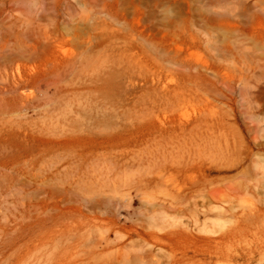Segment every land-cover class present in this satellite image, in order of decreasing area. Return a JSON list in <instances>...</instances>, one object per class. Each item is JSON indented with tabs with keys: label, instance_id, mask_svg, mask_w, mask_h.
Returning a JSON list of instances; mask_svg holds the SVG:
<instances>
[{
	"label": "rangeland",
	"instance_id": "obj_1",
	"mask_svg": "<svg viewBox=\"0 0 264 264\" xmlns=\"http://www.w3.org/2000/svg\"><path fill=\"white\" fill-rule=\"evenodd\" d=\"M141 1L0 0V72L39 77L48 108L46 200L27 190L12 215L0 201V264H169L182 252L190 264H264V40L250 32L252 1L192 0L193 37L172 62L137 31L170 41L184 25L174 0L147 27L128 13ZM223 26L227 55L213 49ZM162 166L205 185L196 210L146 205L162 202Z\"/></svg>",
	"mask_w": 264,
	"mask_h": 264
},
{
	"label": "bare ground",
	"instance_id": "obj_2",
	"mask_svg": "<svg viewBox=\"0 0 264 264\" xmlns=\"http://www.w3.org/2000/svg\"><path fill=\"white\" fill-rule=\"evenodd\" d=\"M111 1H115L118 11L124 10L128 2H134V0ZM251 1V13H249L248 16L250 32H252V35H254L256 39L264 40V0ZM192 2V0L173 1V4H175V22L179 27L182 23L184 25L176 31L175 35H172V38L167 39L170 41L164 42L165 39L163 37H154V39H151V36L153 35H151L150 37H144L143 32L137 31V37H140L144 42L148 43L151 46L150 49L151 52H153V56H163L165 60L172 62L174 59L173 57L179 54L177 48H174V45H178V49L180 50V52L181 46L179 45L184 44L187 48L190 39L193 37L191 27L187 24V22H189V13ZM168 3L169 0H142L140 5L134 4L133 8H131L128 13L136 15V17L139 20H142V22L147 27V23L152 22L150 20L162 18L167 15L168 10H166V6L168 5ZM224 13H227V11H225ZM214 14L222 15V13L217 12L216 9L214 11ZM158 15L160 16L158 17ZM232 15L229 18L235 17H232ZM235 15H241V17L244 16L245 18L247 17V14L245 15L238 13ZM111 16L114 19L118 18V15L116 13L112 14ZM214 18L215 17H213V19ZM215 19L217 22H215L214 25L216 26V28H219L220 23L222 22L219 23V17H216ZM229 20L230 19H228V23H231ZM181 31L183 32L182 34L180 33ZM228 31L229 30L226 29V26H223L222 32L224 33L222 35L220 34L221 36L219 39V43L215 44L213 48L219 53L226 54V52L230 49L228 44L229 42L227 41V33H229ZM181 35H183V37H181ZM209 39L210 37H208L206 41L209 42ZM235 40H231V43L233 41L231 45H234V43H236ZM228 54H230V52ZM256 63L257 66L260 65V62ZM31 80L39 82V84L37 85V94H32L30 92L31 90L29 91V83L31 82ZM45 93L46 92L43 85L41 84V80L37 76L33 77L32 75H27L19 72H0V201H5L6 204L9 203V205L11 204L12 209L9 208L10 215L17 214L15 213L16 209L20 205H24L26 203V200L29 198L26 197L28 195H25V193L28 192L27 190H30V192L32 193L35 191H39L40 195L42 194V202L44 203V201L46 200V125L48 121V108L46 109L47 102ZM244 114H246L248 117H253V115L248 112L244 111ZM168 169H170V167L167 168L166 166H162L159 173L156 172V174L158 173V175H156V178L163 183L162 202H157L153 199H145L143 201L147 206L153 207L154 205H159L163 209L171 208L174 210V212H180L184 208L195 209V207L193 206H196L198 199H203L204 201V199L207 198L208 191H206L205 185H203L200 180L196 181L194 180V178L187 179L184 176L182 177V180H178L175 178H164L165 173ZM203 181L205 180H202V182ZM152 197H154V195H152ZM157 197L158 195L155 197V199H157ZM20 211L21 208L18 212ZM40 211L43 210L40 209ZM31 216H33V214ZM6 217V219L10 218L8 216ZM14 217L16 219V216ZM12 221H14V219ZM3 226H5V224ZM4 228H6V226ZM40 238L43 239V235L40 236ZM38 244L39 242L33 245ZM191 257L188 256L185 252H182L179 256L173 253L170 255L169 264H190L191 262L189 259Z\"/></svg>",
	"mask_w": 264,
	"mask_h": 264
}]
</instances>
